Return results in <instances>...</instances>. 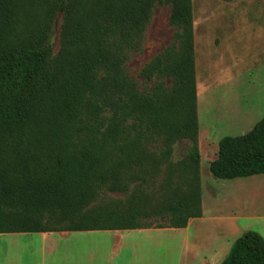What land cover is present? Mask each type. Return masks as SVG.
<instances>
[{"label":"trees","instance_id":"obj_1","mask_svg":"<svg viewBox=\"0 0 264 264\" xmlns=\"http://www.w3.org/2000/svg\"><path fill=\"white\" fill-rule=\"evenodd\" d=\"M158 3L175 41L143 68L154 84L140 91L124 66ZM196 100L191 0H0V235L185 229L201 217ZM217 149L213 178L264 175V116ZM109 192L127 207L94 203ZM155 215L168 226L145 222ZM221 264H264V239L243 234Z\"/></svg>","mask_w":264,"mask_h":264},{"label":"rangeland","instance_id":"obj_2","mask_svg":"<svg viewBox=\"0 0 264 264\" xmlns=\"http://www.w3.org/2000/svg\"><path fill=\"white\" fill-rule=\"evenodd\" d=\"M191 3L201 217L188 221L187 227L191 228L187 233L176 229L174 234L165 228L168 230L119 234L123 238L114 235L125 246L111 264H186V261L200 264L209 255L211 245L219 248L216 255L221 258L226 246L244 234L232 230L230 225L236 218L239 231L256 232L264 239V175L224 181L213 178L208 170L209 163L216 159L220 139L247 133L264 116V0H191ZM36 8L32 19L42 15V6ZM53 9L52 20L46 17L44 26L46 42L53 46L55 56L59 50L62 13L57 6ZM169 17V5L154 6L142 46L129 54L124 66L126 75L140 91H150L154 84L144 81L143 68L175 41L176 30ZM125 127L130 132L133 129L131 123ZM146 150L158 154L160 148ZM173 154L174 159H179L182 147L176 146ZM127 200L126 194L109 192L96 197L94 203L110 208L119 204L123 209ZM159 201L144 207H159ZM145 222L167 227L169 218L155 215ZM111 237L112 232L69 233L60 239L52 235L55 254L49 256L46 264H84L81 261L86 258L84 254L73 256L77 243L97 245V258H108L105 253L113 241ZM38 243L36 234L0 235V264H36ZM189 247L192 253L183 255Z\"/></svg>","mask_w":264,"mask_h":264},{"label":"crops","instance_id":"obj_3","mask_svg":"<svg viewBox=\"0 0 264 264\" xmlns=\"http://www.w3.org/2000/svg\"><path fill=\"white\" fill-rule=\"evenodd\" d=\"M199 219V218H198ZM232 230L233 231H237V232H241V233H247L248 231H239V226H238V218L235 219L234 223L232 225H230ZM191 227H187L185 229H182L184 232H188L190 230ZM160 230H168V229H141V230H132L133 232L134 231H137V232H147V231H160ZM169 232L172 231L174 234H176V229H169L168 230ZM232 231V232H233ZM126 232H131V231H112V237L113 238V241L108 245L107 247V253H105V256H108L105 257V258H102V259H98L97 256H98V253H97V250H98V247L97 245L93 246L92 244L90 245H86V244H75L76 248V252L73 254V256L75 258H77L80 255H85L86 258L85 259H81V261L84 262V264H103L105 262V264H111L113 261H114V257L119 255L121 250L124 249V244L122 243V239L120 242H117L116 241V238L117 237H114V235H117V236H120L121 238H123V235H119V234H123V233H126ZM115 233V234H114ZM68 234L67 232H61V233H39V234H36L38 237H39V243H38V247H37V250L39 253V257L38 259L36 260V264H46L47 261H48V258L50 255H54L55 254V247L56 246H53V241H50V236L52 235H58L59 236V239H60V236H63V237H68ZM3 235V234H1ZM240 238V237H239ZM237 239V238H236ZM235 239V240H236ZM234 242V240L228 244L226 246V252L221 256V258H218L217 257V252L219 250V248H216L215 245H211L209 246V255H207V257H203L202 258V261L200 264H221V262L223 261V259L225 258V256L227 255L230 247H231V244ZM186 247H188V243H185L184 244ZM88 247V248H87ZM224 248L225 246H222L221 250L224 252ZM208 249V248H207ZM82 250V251H81ZM192 250L191 247L187 248L185 254H191L190 251ZM81 251V252H80ZM83 252V253H82ZM107 258V260H106ZM188 260V259H187ZM188 262L186 261V264Z\"/></svg>","mask_w":264,"mask_h":264}]
</instances>
